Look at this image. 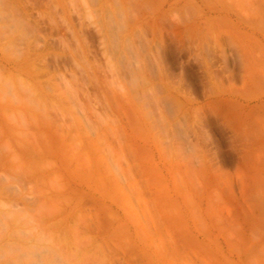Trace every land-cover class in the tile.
Wrapping results in <instances>:
<instances>
[{"label": "rangeland", "instance_id": "obj_1", "mask_svg": "<svg viewBox=\"0 0 264 264\" xmlns=\"http://www.w3.org/2000/svg\"><path fill=\"white\" fill-rule=\"evenodd\" d=\"M0 44V264H264V0H0Z\"/></svg>", "mask_w": 264, "mask_h": 264}, {"label": "bare ground", "instance_id": "obj_2", "mask_svg": "<svg viewBox=\"0 0 264 264\" xmlns=\"http://www.w3.org/2000/svg\"><path fill=\"white\" fill-rule=\"evenodd\" d=\"M1 45V44H0ZM2 50H4V49H2Z\"/></svg>", "mask_w": 264, "mask_h": 264}]
</instances>
